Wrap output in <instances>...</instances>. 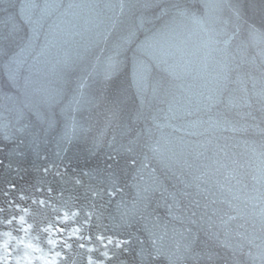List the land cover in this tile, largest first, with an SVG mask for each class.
I'll return each mask as SVG.
<instances>
[{"label":"water","instance_id":"95a60500","mask_svg":"<svg viewBox=\"0 0 264 264\" xmlns=\"http://www.w3.org/2000/svg\"><path fill=\"white\" fill-rule=\"evenodd\" d=\"M0 264H264V0H0Z\"/></svg>","mask_w":264,"mask_h":264}]
</instances>
